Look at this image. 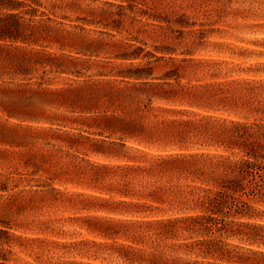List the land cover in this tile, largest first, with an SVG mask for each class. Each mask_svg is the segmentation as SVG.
<instances>
[{
  "label": "trees",
  "instance_id": "trees-1",
  "mask_svg": "<svg viewBox=\"0 0 264 264\" xmlns=\"http://www.w3.org/2000/svg\"><path fill=\"white\" fill-rule=\"evenodd\" d=\"M9 1L11 3L2 4L0 2V7H8L10 10L0 17L2 21L0 24V160L12 158L23 169L32 167L34 171L43 170V165L52 157V154L47 152V147L53 145V141L71 146L75 142H79L80 139L75 133L63 134L52 130L51 126L59 122V124L67 127L80 122L87 128H99L110 131V134L119 133L123 138H135L140 144L158 143L157 147H162V149L154 154H148L139 148H135L136 152L141 154L142 159L140 161L143 163L146 156L160 157L164 153L185 152L180 147L179 138L172 134L196 122L208 132V138L204 141L209 139V142L214 140L225 146L241 148L245 150V155L250 159L228 164L217 160L215 165L221 168L222 175L215 180L214 189H202L203 198L199 200L206 212L196 213L181 219L186 220L189 227L197 233L204 231L221 234L224 228L220 227L219 224L223 220L221 216L225 214L224 209L231 211V204L243 192L245 182L251 184V193L264 203V174L259 173V170H264V165L258 163L259 160H264V142L261 141V137H264V131H262L258 121L254 120L251 124H247L236 120L239 109H244L249 114H256L259 118L264 117V97H261L264 94V79L230 78L203 82V78L197 77V69L204 68L202 66H216L224 60L203 58L193 60L194 52L191 48H186L181 54L180 63H176L174 56H168L171 67L163 74V82L130 83L132 84L130 89L127 85H105L103 88L106 94L105 99L114 108V111L89 121H80L74 117L63 115L57 109L93 110L97 103V88H93L92 85L81 87L71 83V76L79 72L76 63L68 59L65 52H50L44 47H36L40 45V37L43 36L39 35L40 32L34 30L29 24L19 23L17 20V18L22 17L18 15L19 11L17 10L24 5L26 0ZM189 7L196 9L197 2L195 1V7L192 5ZM175 15L174 18L167 17L164 21L177 26L176 29L171 28V31L177 32L174 38L179 40L184 37L185 33L191 36L195 31L197 36L195 43L200 47L207 31L200 28L192 29L195 24L189 22V17L184 12ZM20 26L29 33L21 32ZM7 39L10 42H7ZM182 43L180 41L171 46H163L162 49L169 54H174L175 46ZM129 55L124 54L122 58L135 57ZM69 68L75 71L69 72ZM189 72L192 74V79L187 82L191 87H186L180 80L182 78L187 79ZM131 75L138 79L147 74L138 72ZM215 75L217 74H212V76ZM170 79H173L174 82H171ZM143 85H148V88H143ZM98 90L100 92L99 88ZM145 91H150L156 99L170 103L178 102L186 107L161 106L150 109L151 100H149V103L144 104L143 109H141L138 97L143 95ZM189 99L192 102H188ZM145 112H152L151 119L155 123L150 124L148 119H145ZM231 114L234 116L231 117ZM149 129H154L151 135L148 134ZM172 141L178 143L180 151H167L166 146L175 145ZM206 154L209 156V153ZM218 155H210V158ZM169 158L178 159L176 156L163 157L164 160ZM141 165L127 164L124 167H119L121 181L126 177H131L132 180L142 175ZM165 167L168 171H173L175 168L183 169L180 166L165 165ZM45 171L48 170L45 169ZM32 173H28L30 179H25L22 182L31 185L34 178L29 174ZM61 174L63 171L53 174L54 176L48 177L47 180L56 179ZM9 181H11L10 177L0 179V190H5ZM35 181L38 183L28 189H21L19 193L27 192L31 197L36 194L43 198H56L59 194V191L50 182L40 178ZM22 182L13 183V188L19 187ZM118 185L116 183L114 189H117ZM118 191L121 195L128 196L126 194L127 185L120 187ZM9 199H11V203H15V198L10 197ZM126 202V200L119 201L123 204ZM242 205L244 209L249 207L245 201H242ZM112 211L121 214L127 213V211L117 208ZM207 211L209 212L207 213ZM245 213L247 212L244 211L243 215H247ZM131 223L123 224L129 226ZM144 223L161 224L160 221H144ZM237 224L238 232L230 231V233L240 234L242 226L263 227L260 224L248 222ZM187 230L186 228L185 231ZM6 231L0 228V241L4 244L13 240V237L1 236ZM161 232L165 235L168 234V231L163 227H161ZM137 239H143V237ZM219 242L214 238H201L196 242V247L200 255H215L221 249ZM249 251L251 254L260 255L264 258V253H261L260 250L249 249ZM7 252H11L10 249L0 248V264H4V261L7 260ZM150 255L151 264L163 258L155 253H150ZM179 259V257H172L173 261L178 262ZM238 262L242 263L239 260Z\"/></svg>",
  "mask_w": 264,
  "mask_h": 264
},
{
  "label": "rangeland",
  "instance_id": "rangeland-1",
  "mask_svg": "<svg viewBox=\"0 0 264 264\" xmlns=\"http://www.w3.org/2000/svg\"><path fill=\"white\" fill-rule=\"evenodd\" d=\"M197 2V8L191 9L192 12L198 16H202L203 20L199 23L191 19L190 12L181 11L178 13H185L189 17V22L195 24L192 29H204L207 31L204 40L207 39L206 46L201 47L200 51L195 52L193 56L211 59L217 61H223L222 63L204 68L197 69V77L203 78L204 81H219L230 78H254L264 79V29L260 25L253 23L264 17V6L261 4V0H195ZM2 4L11 3L9 0H0ZM236 4L243 5L242 7H236ZM127 7L128 11L133 10V3H127L126 5H116L114 13L109 15H99L89 11L87 14L80 13V7L78 0H68L67 11H61L59 19H54L56 12L53 11L52 15H48L47 12L42 11V5L40 0L32 1L26 0L17 11L18 15L22 16L17 18L19 23H27L29 26L38 32L40 37V45L36 47H44L50 52H65L74 51L76 48L88 49L93 45L86 43L79 33L75 31L77 28H81L83 25H92L95 23L101 24L104 28H111L113 31L119 29L123 25V16L125 15L124 8ZM55 8V5H53ZM10 11L8 7H0V17L4 13ZM104 10H101L103 13ZM68 13H72L70 16ZM141 14L148 16L150 20L157 19V14H149L147 9H142ZM176 15H170L168 17L174 18ZM2 21L0 20V24ZM167 26V31L161 34L163 43L156 44L148 49L147 41L141 43L138 38L136 47L131 49L130 52L126 51L125 54H130L127 57L122 58L125 60H135L141 57L144 58L145 64L143 67H136L126 70V76L119 77L121 80H126L129 83L132 82H163V74L169 70L171 63L168 61V56H174L164 51L163 46H171L177 42H184L189 34H184L182 39H175L174 36L177 32L171 31V28L176 29L177 26L170 25L164 22ZM67 24L69 27H64ZM21 32L29 33L22 26H20ZM140 31L139 29L137 30ZM144 31H147L145 29ZM188 31V30H185ZM10 42L9 39L6 40ZM20 43V42H19ZM203 45V44H202ZM147 49V50H146ZM220 71V72H219ZM147 74L143 77L136 79L131 74L136 73ZM219 72V73H218ZM212 74H217L212 76ZM155 75L154 80H149L150 77ZM196 78V77H195ZM174 82L173 79H170ZM186 78H182L180 81H186ZM195 82V81H193ZM77 86H86L76 84ZM93 88H97L96 93L99 94L98 87L92 85ZM110 86V85H109ZM116 86V85H114ZM141 96V95H140ZM264 97V94L261 95ZM150 104L152 107H164L170 106L175 108H185L186 106L180 105L178 102L170 103L155 98ZM195 109V108H193ZM245 111L239 109V111ZM220 115L219 112H217ZM258 119L259 116L254 114ZM234 116L233 114L230 115ZM255 120V121H258ZM254 121V120H253ZM78 125L84 129L83 132H75L77 137H80L79 142H75L73 145H67L66 143H60L66 145L72 149L71 153H65V156H72V160H69L66 164H62L61 160L57 158V152L62 149H57L53 152L51 148L47 147V152L52 154V157L43 165V170L34 171V168L29 167L31 175L34 181L31 185L38 183L39 177L43 176L46 182H50L54 186L59 194L56 198L46 197L43 198L39 195L30 196L27 192H20L21 185L13 188V183L9 181L5 190H0V228L4 229L6 233L2 234L3 237L12 238V226L15 217L22 215L24 212L39 213L41 216L47 214L49 219L40 220L37 231L30 233L24 237H17V241H30L31 244L43 243L47 236L52 235V223L50 217L58 211V206L67 205L75 209L79 216L74 219L82 220L85 224L83 229L84 240H81L72 245H64L65 248H71L73 252L79 257L75 260H65L64 264H92V261L98 258H102L103 264H116L118 260L127 259L129 256L135 255V249L139 248L144 239H137L140 236H134L131 239L124 237L121 248L119 250L106 248L98 257L95 252L89 256L88 252L81 251L82 247H86L89 242L95 245L96 241L102 236H120L121 232L127 233L130 231V226H126V223L122 220L116 219L121 213H115L112 210L118 209L127 211L123 208L125 204L119 203L120 200H129L128 196H123L119 193L120 189L118 183H120L121 170L119 167H124L127 164H142L141 154L136 152L135 148L141 149L148 154H154L160 151L162 147H157L158 143L154 144H140L135 138H123L120 135V139L112 140L110 131H104L99 128H87L86 126L77 122L73 124ZM86 133V134H85ZM107 134V135H106ZM85 137V138H84ZM87 137V138H86ZM262 143L264 137H261ZM173 144H169L165 148L167 151H180L178 143L172 141ZM53 146L54 145H50ZM161 146L163 144L161 143ZM226 146L218 141H204L201 148L193 147L192 152H204L209 153L207 164L213 166L216 175L212 178L211 186L205 188H215V180L222 175L221 168L216 167L210 155L220 154ZM238 148V147H237ZM183 151H187L181 147ZM139 153L140 155H137ZM47 169L48 171H45ZM33 170V171H32ZM63 174L58 175L56 179L47 180L48 177L54 176L57 172ZM183 169L175 168L173 173L177 174L179 179L183 181ZM261 174H264V170H259ZM139 175L132 181H137L141 178ZM258 179V177H257ZM102 182L109 184V189L105 190L100 185ZM118 185L117 189H114ZM246 185V186H245ZM32 186V187H33ZM26 189L30 187H24ZM14 194V195H13ZM81 194V195H80ZM115 195L117 198L114 202L111 197ZM10 197L15 198V203H11ZM242 201H245L249 207L244 209ZM264 204L259 201V198L251 193V184L245 182L243 192L239 198L232 202L231 211L224 209L223 220L220 221V227L224 228V231L220 233H207L204 231L196 232L198 235H202L201 238H214L219 240L221 246L220 251L215 255H200V264H264L263 256L251 254L249 249L260 250L264 247V223H261V219L264 218L260 215L258 205ZM20 208H19V207ZM159 206V201L153 200L149 205H139L140 212L152 214V209ZM194 214L206 211L199 203V206L192 209ZM246 211L247 215H243ZM209 211H207L208 213ZM250 213V214H249ZM128 213H124L127 215ZM231 217V219H229ZM28 223H36L35 220L28 219ZM138 222V221H137ZM136 222V223H137ZM248 222L251 224H260L261 228H252L242 226L241 233L232 234L231 232H238L237 223ZM131 223V222H128ZM54 231V230H53ZM39 242V243H38ZM246 246L245 251H241V245ZM23 248L24 243L17 245ZM30 246V245H29ZM134 248V250H133ZM7 252V260L4 264H8L12 259L13 253ZM21 256H27L26 253H21ZM178 257V256H174ZM143 258L150 262V252ZM238 260L242 263H239ZM33 258L27 256L25 264H32ZM151 264V263H150Z\"/></svg>",
  "mask_w": 264,
  "mask_h": 264
},
{
  "label": "clouds",
  "instance_id": "clouds-1",
  "mask_svg": "<svg viewBox=\"0 0 264 264\" xmlns=\"http://www.w3.org/2000/svg\"><path fill=\"white\" fill-rule=\"evenodd\" d=\"M81 12L76 14H87L89 11L99 15H109L115 12L116 5L133 3L132 11L124 8L125 15L123 16V25L119 29L113 31L111 28H104L101 24L95 23L92 25H83L81 28L75 29L80 37L86 43L93 45L88 49L76 48L74 51H68L66 57L76 63L79 69L78 74L72 75L70 82L81 85H95L100 89L97 96L96 106L91 111L80 110H60L63 115L74 117L80 121H89L93 118L108 115L114 111V108L109 105L105 99L103 88L105 85H127L130 89L132 84L126 80H121L126 70L136 67H143L145 60L143 57L135 60H125L121 57L126 51L136 47L137 40L143 43L147 41L148 49L156 44L163 43L160 38L161 34L167 31L165 19L173 14L181 11H187L191 14V19L199 23L203 20L202 16H198L192 12L189 5L195 7V0H78ZM42 11L52 15L56 12L54 19H59L61 11H67L68 0H40ZM264 6V0H261ZM55 5V8H53ZM236 7L243 5L236 4ZM142 9H147L149 14H157V19L150 20L148 16L141 14ZM101 10H104L101 13ZM70 16L72 13H68ZM253 23L258 24L264 29V17ZM64 27H69L65 24ZM140 30L139 32L137 30ZM147 29V31H144ZM197 36L195 31L182 44H177L174 51V59L176 63H180L182 52L186 48H191L192 51H200L195 43ZM207 39L204 40L201 47L206 46ZM147 50V49H146ZM193 60L199 59L194 56ZM42 70V69H41ZM69 72H74V69L69 68ZM59 78V77H58ZM155 75L149 80H154ZM192 79L191 72L188 73L186 81L182 83L186 87H191L187 82ZM139 84V82H132ZM147 89L148 85H143ZM140 101L139 107L143 109L144 104H148L149 100L155 101V97L150 91H145L143 95L138 97ZM188 102H192L190 99ZM152 105L149 104L151 109ZM154 111V110H153ZM152 112H145L144 117L149 123H155L151 119ZM258 118L254 114H249L245 111H239L236 120L241 123L251 124L253 120ZM262 131H264V117L258 119ZM52 130L71 134L75 132H83L84 129L78 125H68L65 127L57 122L51 126ZM154 129H149L148 134L151 135ZM86 134V133H85ZM107 135V134H106ZM180 140V147L187 149L183 153H164L160 157L146 156L141 165L143 169L142 177L137 181H132L131 177H126L120 181L119 187L127 185V195L129 200L123 208L127 209V215L121 214L116 217L118 220L131 223L130 231L127 233L121 232L120 236H102L96 241L95 245L91 242L86 247H82L81 251L88 252L89 256L93 252L99 257L100 254L108 247L119 250L121 248L125 236L131 239L134 236L143 237L144 243L135 249V255L129 256L127 259L118 260L116 264H150L143 258L147 253H155L163 258L152 264H199L200 254L196 247V242L201 239V236L196 234L195 230L189 227L188 222L182 217L193 216L192 209L199 206V200L203 198L202 189L211 186L212 178L217 174L213 166L207 164V154H201L200 151L192 152L193 147L201 148L204 140L208 138L206 129L200 127L199 123H192L190 126L183 127L172 134ZM112 140L120 139L119 133L111 136ZM39 143V142H38ZM53 146H49L53 152L57 149L62 151L57 152V158L62 164H66L72 160V156H65V153H71L73 150L66 145L60 144L58 141H53ZM140 155L139 153H136ZM176 156L178 159L164 160L163 157ZM213 161L220 160L225 164L243 162L249 160L250 157L245 155V150L237 147L226 146L218 155L212 157ZM259 164L264 165V160H259ZM165 165L180 166L183 168L184 179L181 181L177 174L168 171ZM18 170V171H17ZM29 169H23L15 159L0 160V179L10 177L11 182L24 181L30 179L28 176ZM44 179L43 176L39 177ZM105 190L109 189V184L102 182L100 185ZM21 187H32L21 183ZM111 199L115 202L116 197L112 195ZM153 200L159 201V206L152 209V214L139 211L137 206L149 205ZM259 209L260 215L264 217V204L256 206ZM75 209L63 205L58 206V211L50 217L52 223V235L47 236L45 241L39 244H31L30 241H17L16 236L24 237L30 233L37 231L40 220L49 219L47 214L41 216L39 213L24 212L22 215L15 217L13 220L12 232L13 240L8 244L0 241V248H11L13 256L8 264H25L27 256L33 258L32 264H64L65 260L79 259L71 248H65L64 245H72L81 240H84L83 229L85 224L82 220L74 219L79 216ZM35 220L36 223H28V219ZM231 219V217L229 218ZM144 221H160L161 224L148 223ZM264 223V218L261 219ZM161 227L168 231L165 235L161 232ZM188 229L185 231V229ZM54 230V231H53ZM24 243V247L17 245ZM39 243V242H38ZM30 245V246H29ZM241 251L246 250L245 245H241ZM264 253V247L260 249ZM21 253H26L27 256L22 257ZM178 256L179 261H173L172 257ZM92 264H103L102 258L92 261Z\"/></svg>",
  "mask_w": 264,
  "mask_h": 264
}]
</instances>
